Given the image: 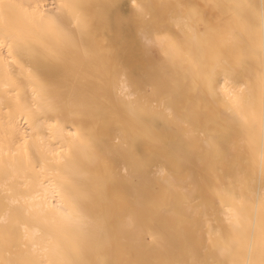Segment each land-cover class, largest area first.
<instances>
[{
    "label": "bare ground",
    "instance_id": "6f19581e",
    "mask_svg": "<svg viewBox=\"0 0 264 264\" xmlns=\"http://www.w3.org/2000/svg\"><path fill=\"white\" fill-rule=\"evenodd\" d=\"M4 2L22 6L6 23L30 50L0 47V224L17 225L11 234L0 232V262L51 264L58 259L54 245L72 248L79 227L69 226L51 212L45 216L38 211L41 205H70L61 200L64 189L91 194L79 207L89 217L84 227L100 239L72 258L98 264L117 260L124 264H223L233 259L236 254L223 250V236L228 232L224 215L233 198H243L248 211L258 214L264 192L259 158V99L264 89L262 0H145L155 5L160 20L161 31L154 33L159 41L152 47L141 36L133 0ZM65 2L92 5L90 31L82 33L68 17L64 27L58 28L37 24L28 15L30 5L40 4L43 10ZM112 3L119 8L104 7ZM202 48L226 51L232 58L229 84L225 85L222 72L215 76L219 87L246 85L245 95L255 98L256 143L252 147L246 142L241 118L247 110L231 111L227 95L210 99L203 89L197 92L193 86L187 110V100L181 103L176 95L165 100L171 79H184V58ZM57 60L62 63L58 65ZM125 72L128 91L117 97ZM101 77L114 113L103 162L95 158L99 155L95 142L75 138L80 125L68 115L51 113L42 128L29 121L27 136L24 128L12 135L15 125L24 123V106L43 87L87 89ZM169 112L176 120H169ZM183 120H188L190 136L176 122ZM5 129L8 139L3 138ZM118 138L123 142L118 143ZM126 151L134 152L140 161L127 174ZM53 152L56 161L68 158L59 163L56 179L49 184L38 174L46 166L45 158L52 160ZM161 167L168 172L164 179L156 175ZM97 185L104 186L102 194ZM148 197L155 202L152 211L146 210ZM25 204L37 211L22 212ZM199 204L210 211L197 215ZM153 234L159 241L153 242ZM237 252L238 258H244L242 249Z\"/></svg>",
    "mask_w": 264,
    "mask_h": 264
},
{
    "label": "snow or ice",
    "instance_id": "6c2138e0",
    "mask_svg": "<svg viewBox=\"0 0 264 264\" xmlns=\"http://www.w3.org/2000/svg\"><path fill=\"white\" fill-rule=\"evenodd\" d=\"M21 5L14 3H5L0 0V23H4V28L0 30V47L7 45L11 50L13 47L17 52H27L30 46L26 40L17 34L6 21L11 17L14 10L21 8ZM92 5H86L78 2H65L59 5L53 4L50 8L44 6L41 10V5L29 6L30 12L28 15L33 22L37 24H50L58 28H63L65 25V17H68L69 23L74 22L75 28L82 33L90 31V15L89 9ZM106 9L115 11L119 8L118 4L112 3L104 6ZM133 16L136 22L141 26V36L144 43L148 47L156 45L159 41V36L154 35L161 31L159 27L160 20L154 11L155 5L145 2V0H133L132 3ZM260 53L261 63L264 64V0H262L260 8ZM67 34V33H65ZM231 57L226 51L216 50L214 48H202L199 52L189 53L184 58V79L183 81L172 78L168 87L170 92L165 98L172 95L178 96L181 103L187 100L184 105L187 110L192 102V89L195 86L197 92L201 89L205 91L206 97L210 99H219L222 94L227 95L230 110L241 113L242 109H246L242 115L244 126L247 131L246 142L249 147L256 143L255 126H256V100L253 96L245 95L244 87H219L218 81L215 80L217 73L222 72L225 80V85L229 84V78L232 75ZM62 63L57 60V64ZM39 75V69L37 70ZM264 80V76H262ZM128 83L127 73L122 76L121 91L117 93V97H122L128 91L126 85ZM155 90V88H154ZM27 115H21L24 120L23 124L17 123L12 135H19V129L24 128V135H28L29 121L36 127H43L45 120L51 119V113L57 116L68 115L74 119L75 123L80 125V129L75 138L83 141L89 138L95 142L97 146L98 156L95 157L102 161V156L106 148L105 140L108 131V125L114 115L111 101L105 93L103 87V79L99 78L98 83H94L89 88L84 89L77 86L70 88H59L56 86H45L33 102L27 103L25 106ZM169 120H176L173 112L168 113ZM177 124L185 129L186 135H191L188 120L176 121ZM33 132L36 128L31 129ZM9 130L5 129L4 139H8ZM118 143L123 141L118 138ZM155 142L163 144V140L155 138ZM259 158L261 161V185L264 188V89L261 91L259 99ZM56 153L53 152L52 160L45 158V165L42 166L38 175H43L47 183L52 184L56 179V170L60 162L67 160V156L62 157L61 161H56ZM126 160L124 173L127 174L130 168L135 169L140 165V161L136 158L135 153L126 151L124 153ZM39 163V161H37ZM31 165V162H29ZM34 167V166H33ZM108 167L104 163V168ZM53 175H48L49 171ZM156 175L164 179L168 176L165 168L161 167L156 172ZM104 186L97 185V192L103 193ZM223 195V194H222ZM91 194L83 191L64 189L61 194L62 201L71 202L63 207L52 205L50 208L40 206L39 212L45 216L49 212L55 216H59L69 226H78L79 233L73 241L71 249L62 247L56 244L52 247L53 253L58 257L51 264H98V262H89L84 259L72 258L82 254L89 246L97 244L100 239L90 233L84 226L88 222L89 217L83 209L79 207L81 201L90 200ZM149 203L146 205L147 211H152L155 208V202L151 197L147 198ZM70 207L72 210H70ZM22 212H27L31 215L36 209L28 207L25 204L21 208ZM210 211L207 205L199 204L196 208L197 215H205ZM224 224L228 229L226 235L223 236V250L226 253H234V258L230 261H225L223 264H264V192H262L259 200V213L255 211L249 212L243 198L236 200L232 199L225 215ZM195 227V222H193ZM17 225L4 221L0 224V232L11 234ZM159 236L153 234V242L159 241ZM238 249H242L244 258H238ZM3 264V262H0ZM7 264H16V262L8 261ZM107 264H124L123 261H108ZM131 264V262H129ZM151 264V262H150ZM160 264V262H155Z\"/></svg>",
    "mask_w": 264,
    "mask_h": 264
},
{
    "label": "rangeland",
    "instance_id": "374dc122",
    "mask_svg": "<svg viewBox=\"0 0 264 264\" xmlns=\"http://www.w3.org/2000/svg\"><path fill=\"white\" fill-rule=\"evenodd\" d=\"M197 24L202 27L203 23H201V21H198Z\"/></svg>",
    "mask_w": 264,
    "mask_h": 264
}]
</instances>
